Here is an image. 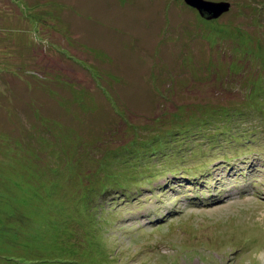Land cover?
I'll list each match as a JSON object with an SVG mask.
<instances>
[{"label":"rangeland","instance_id":"1","mask_svg":"<svg viewBox=\"0 0 264 264\" xmlns=\"http://www.w3.org/2000/svg\"><path fill=\"white\" fill-rule=\"evenodd\" d=\"M207 1L0 0V264H264V0Z\"/></svg>","mask_w":264,"mask_h":264},{"label":"water","instance_id":"2","mask_svg":"<svg viewBox=\"0 0 264 264\" xmlns=\"http://www.w3.org/2000/svg\"><path fill=\"white\" fill-rule=\"evenodd\" d=\"M185 4L198 11L201 17L207 20H215L230 10L228 2H212L207 0H184Z\"/></svg>","mask_w":264,"mask_h":264},{"label":"bare ground","instance_id":"3","mask_svg":"<svg viewBox=\"0 0 264 264\" xmlns=\"http://www.w3.org/2000/svg\"><path fill=\"white\" fill-rule=\"evenodd\" d=\"M209 21H210V20H209ZM251 230H252V229H251ZM248 231H250V230L248 229ZM189 235H190V234H189ZM190 236H191V235H190ZM190 236H189V237H190ZM187 238H188V237H187ZM205 239H206V238H205ZM207 239H208V238H207ZM207 239H206V240H207ZM190 240H191V239H190ZM208 241H209V240H208ZM211 241H213V240L211 239Z\"/></svg>","mask_w":264,"mask_h":264},{"label":"trees","instance_id":"4","mask_svg":"<svg viewBox=\"0 0 264 264\" xmlns=\"http://www.w3.org/2000/svg\"><path fill=\"white\" fill-rule=\"evenodd\" d=\"M203 18V17H202ZM203 19H205V18H203ZM206 20V19H205Z\"/></svg>","mask_w":264,"mask_h":264},{"label":"flooded vegetation","instance_id":"5","mask_svg":"<svg viewBox=\"0 0 264 264\" xmlns=\"http://www.w3.org/2000/svg\"><path fill=\"white\" fill-rule=\"evenodd\" d=\"M208 21V20H207Z\"/></svg>","mask_w":264,"mask_h":264}]
</instances>
